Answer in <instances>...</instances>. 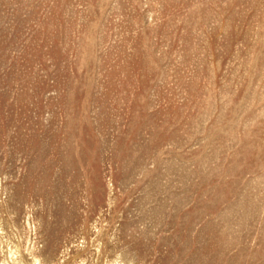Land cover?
Returning <instances> with one entry per match:
<instances>
[{
  "label": "rangeland",
  "instance_id": "obj_1",
  "mask_svg": "<svg viewBox=\"0 0 264 264\" xmlns=\"http://www.w3.org/2000/svg\"><path fill=\"white\" fill-rule=\"evenodd\" d=\"M0 264H264V0H0Z\"/></svg>",
  "mask_w": 264,
  "mask_h": 264
}]
</instances>
